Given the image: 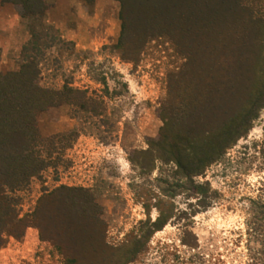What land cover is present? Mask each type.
Instances as JSON below:
<instances>
[{
	"label": "rangeland",
	"instance_id": "374dc122",
	"mask_svg": "<svg viewBox=\"0 0 264 264\" xmlns=\"http://www.w3.org/2000/svg\"><path fill=\"white\" fill-rule=\"evenodd\" d=\"M24 1L0 0V18L14 13L19 19L18 30L7 32L11 43L0 53V75L18 71L22 47L35 40L29 48L39 71L35 82L48 93L34 111V133L3 138L0 167L29 156L42 170L20 188L0 187L4 207L14 210L0 230L21 234L3 233L0 264H95L109 261L107 247L132 239L145 242L128 264H264V107L247 133L192 178L207 198L186 195L177 185L187 187L188 179L154 146L162 132L186 134L187 126L201 139L245 104L256 75L251 62L225 74L220 54L207 50L208 39L218 46L220 27L208 30L205 20L206 12L228 5L247 24L256 1L166 0L139 11L141 5L123 8L119 0H42L41 12L32 15L23 7L35 8L34 0ZM236 33L242 38L249 28ZM167 118L175 123L165 130ZM61 187L89 191L103 233L51 226L38 205ZM200 198L208 206L198 207ZM159 199L173 204L175 216L146 235ZM192 233L195 249L183 243ZM102 235L103 246L85 248L88 237Z\"/></svg>",
	"mask_w": 264,
	"mask_h": 264
},
{
	"label": "trees",
	"instance_id": "16d2710c",
	"mask_svg": "<svg viewBox=\"0 0 264 264\" xmlns=\"http://www.w3.org/2000/svg\"><path fill=\"white\" fill-rule=\"evenodd\" d=\"M119 1L123 8L129 7L131 2L137 3L141 5L139 11H144L143 5L147 6L158 2H166V0ZM254 1H256V7L248 10V18H246V21H248L247 24L241 23L243 17H241L242 19H240V21L237 20V17L234 19L235 16H237V11L232 10L228 5L226 8L223 7L216 10L214 14H208V12H206L205 20L208 30L212 31V27L215 24L217 27H220L221 39L216 42L218 46L215 47L212 38L208 39L207 50L211 53L217 52L220 54L219 56H221L225 74L231 72L236 65H243L246 60H250L251 62L249 67L256 75L251 92L245 104L231 118L225 120L217 129H214V131H208V134L203 135L201 139L196 137L197 133L193 132L187 126L186 134L170 135L169 133L166 134V132H162L158 142L154 145L157 147V150H159V158L162 161L173 162L179 175L188 179L189 182L187 183H189V185L187 187L184 188L182 183L177 185L179 188L185 189L186 195L188 196L197 195V197L201 196L207 198L204 185L194 184L192 178L203 174L205 169L210 164L217 161L228 147L239 137L247 133L251 127L252 121L258 115V111L264 107V1ZM33 2L35 8L30 7V5L23 7L26 12H29L31 15L38 14L39 11L41 12L40 7L42 0H34ZM21 3H25V1L21 0ZM247 28H249V33L243 34L241 36L242 38L236 35L237 31L242 34ZM247 35H249L250 40L247 38ZM46 36L47 35H45V37ZM236 36L237 38H235ZM40 38L42 39V37ZM245 39H247V41H245ZM36 44L35 40H33L22 47V64L18 71L0 75V146L4 142L3 138L9 133L13 137L18 131H24L27 134L34 133L32 122L34 111L44 106L43 102H45L44 99L48 90L41 89L35 82L39 71L34 56L29 52V48L31 47L30 50L35 49ZM210 45H212L211 51L209 49ZM178 109V112L183 110L182 108ZM185 114L186 112H183L184 117H187ZM176 117L178 118V116ZM179 117H181V115H179ZM171 120L172 118L165 119V130L170 126L172 127L175 123L174 120ZM12 158L16 161V164H13L9 168L0 167V187L3 185L9 189L20 188L25 185L30 177L42 170L41 165L37 166L35 163L32 165L30 164L31 159L29 156H24L20 159L18 156ZM163 194L167 195L166 191H163ZM3 203L4 202L0 200V224L4 222L5 217L10 215L9 213L14 212L13 209L12 211L9 209V206L4 207ZM143 205L148 211L149 204L143 203ZM197 206H208V203L207 201H201L200 198L198 199ZM38 207L44 215L49 216V219L52 218L51 226H54L56 230L59 229L60 232L68 229V231L71 230L76 233L80 226L81 228L87 227L95 229L94 232L100 231L103 233L104 223L98 215L97 205L93 201V197L89 191L83 188H57L55 192L44 195L40 199ZM156 207L158 210L157 217L150 223L146 235L162 229L165 224L175 216L173 204L171 203H165L164 200L159 199ZM182 213L185 216L192 214L186 213L185 211ZM36 215L37 214H35V217ZM82 216H85L86 220L78 222L76 218ZM16 220H18L16 221L18 223L22 222L21 219ZM12 222L11 220V228L14 225L17 226V223ZM38 227L42 233L44 228L40 224H38ZM4 232L13 234L14 236L21 235L15 232L14 229L7 230L3 228V230H0V246L3 244L2 235ZM89 240L88 237L85 241V248L90 250V252H95L99 246L105 244L103 243V235L102 240L101 238L94 239V241ZM54 242L57 246L62 245V239L59 238L58 235H55ZM144 242L138 239H132L129 241V244H123L119 247L106 246L109 251V261H96L95 264L131 263L141 251V246H143ZM183 243L191 249L198 247L197 238L193 233L192 239L189 237L183 238ZM65 264L74 263L69 260L66 261Z\"/></svg>",
	"mask_w": 264,
	"mask_h": 264
},
{
	"label": "crops",
	"instance_id": "0c3cea01",
	"mask_svg": "<svg viewBox=\"0 0 264 264\" xmlns=\"http://www.w3.org/2000/svg\"><path fill=\"white\" fill-rule=\"evenodd\" d=\"M6 15L8 14L6 13ZM0 20V53L2 54L7 46L6 44L11 43V41L9 42V40L6 39L7 32L10 31L11 33H15L18 30L19 19L16 14L9 13V18L2 17ZM25 40L26 37H24L23 41L21 42H24Z\"/></svg>",
	"mask_w": 264,
	"mask_h": 264
}]
</instances>
